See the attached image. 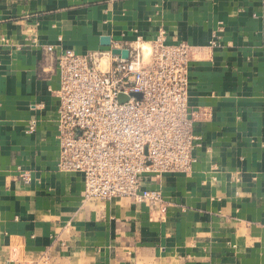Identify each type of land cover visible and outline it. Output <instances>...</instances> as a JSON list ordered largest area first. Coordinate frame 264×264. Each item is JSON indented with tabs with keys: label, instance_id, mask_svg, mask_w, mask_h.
<instances>
[{
	"label": "crops",
	"instance_id": "obj_1",
	"mask_svg": "<svg viewBox=\"0 0 264 264\" xmlns=\"http://www.w3.org/2000/svg\"><path fill=\"white\" fill-rule=\"evenodd\" d=\"M159 35L191 47L192 171L144 184L158 211L86 200L56 169V57ZM0 264H264V0H0Z\"/></svg>",
	"mask_w": 264,
	"mask_h": 264
},
{
	"label": "built area",
	"instance_id": "obj_2",
	"mask_svg": "<svg viewBox=\"0 0 264 264\" xmlns=\"http://www.w3.org/2000/svg\"><path fill=\"white\" fill-rule=\"evenodd\" d=\"M112 50H128V58ZM190 55L188 44H168L163 35L57 55L56 169L82 178L84 199L127 198L158 211L162 193L144 184L155 176L191 173L198 145L193 126L201 114L188 106ZM34 131L33 121L27 133Z\"/></svg>",
	"mask_w": 264,
	"mask_h": 264
},
{
	"label": "water",
	"instance_id": "obj_3",
	"mask_svg": "<svg viewBox=\"0 0 264 264\" xmlns=\"http://www.w3.org/2000/svg\"><path fill=\"white\" fill-rule=\"evenodd\" d=\"M101 44L103 46H105V47H109L110 46L109 39H107V38L102 39ZM112 54L113 55H118L122 59H127L128 55H129V52H128V50H122V51L112 50ZM136 96L139 97L138 95H136ZM124 100H126L124 97H122V96L119 97V101L120 102H123Z\"/></svg>",
	"mask_w": 264,
	"mask_h": 264
},
{
	"label": "clouds",
	"instance_id": "obj_4",
	"mask_svg": "<svg viewBox=\"0 0 264 264\" xmlns=\"http://www.w3.org/2000/svg\"><path fill=\"white\" fill-rule=\"evenodd\" d=\"M143 47L145 48V51H147V45L145 44V45H143Z\"/></svg>",
	"mask_w": 264,
	"mask_h": 264
}]
</instances>
